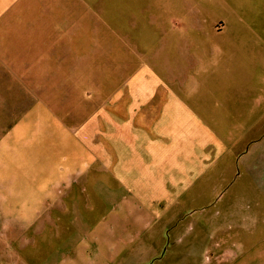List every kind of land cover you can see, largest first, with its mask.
<instances>
[{
    "label": "crops",
    "instance_id": "0c3cea01",
    "mask_svg": "<svg viewBox=\"0 0 264 264\" xmlns=\"http://www.w3.org/2000/svg\"><path fill=\"white\" fill-rule=\"evenodd\" d=\"M232 3L201 33L153 0H0V185L45 188L0 196V264H264V36ZM218 231L241 252L203 258Z\"/></svg>",
    "mask_w": 264,
    "mask_h": 264
},
{
    "label": "rangeland",
    "instance_id": "374dc122",
    "mask_svg": "<svg viewBox=\"0 0 264 264\" xmlns=\"http://www.w3.org/2000/svg\"><path fill=\"white\" fill-rule=\"evenodd\" d=\"M233 1V5H235V0ZM225 0H153V6L155 8L158 7H166L175 10V12H170L171 16H176L175 23L181 21L180 25L185 29H200L202 33L205 28L210 24V22L214 19V12L220 19H224L226 17V7L224 4ZM210 4L212 5L210 8ZM215 7V8H214ZM180 11V12H179ZM239 13L241 14L244 21L248 22L251 28H249L246 34H258L260 36H264V0H242L241 9L239 8ZM229 19L233 20L234 17L229 15ZM122 28V27H121ZM123 29V28H122ZM194 33V31H193ZM57 137H56V159H57V167H61V174L64 176L68 173V139H63L60 137L59 127L57 129ZM52 138V145H53ZM48 142V139H42L40 143V149L36 151L39 155V164L43 165L44 158L49 157L47 154L48 150L43 149L45 147V143ZM37 149V147H35ZM53 156V155H52ZM54 157V156H53ZM39 174V172H37ZM43 175V173H40ZM10 182V181H9ZM11 183V182H10ZM45 188H39L35 186L29 185H0V196H7L8 198H19V197H31L33 195L41 194L42 190ZM61 194H64V188H59ZM224 202V197L220 200H217L215 206L216 209L220 207V205ZM3 210L7 211V204H3ZM1 210V206H0ZM182 233L179 236L171 235L169 236L168 242L170 245H183L191 241L192 236L194 234V230L188 227V221H185L182 225ZM208 247H211L209 252L203 253V258L205 255L208 257L214 258L215 253L220 251L225 247H230L233 249H237L236 251L241 252V242L239 236H228L224 233L218 231L217 235L211 236L209 239ZM169 259H176V252L170 253L168 252ZM1 261V260H0Z\"/></svg>",
    "mask_w": 264,
    "mask_h": 264
}]
</instances>
